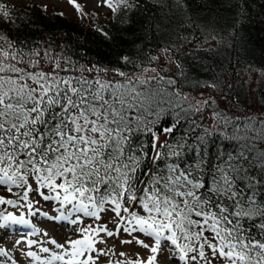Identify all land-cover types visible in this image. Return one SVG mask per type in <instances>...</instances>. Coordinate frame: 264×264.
<instances>
[{"label": "snow or ice", "instance_id": "1", "mask_svg": "<svg viewBox=\"0 0 264 264\" xmlns=\"http://www.w3.org/2000/svg\"><path fill=\"white\" fill-rule=\"evenodd\" d=\"M138 4L103 0L101 6L123 16ZM259 6L264 10V2ZM233 7L237 19L243 18L248 0H237ZM22 15H27L22 6L0 0V23H16ZM97 31L110 38L103 28ZM25 46L0 36V190L16 197L0 196L5 206L0 242L22 234L13 243L15 255L0 248V264H21V256L31 264H96L101 256H115L114 250L96 247L104 242L101 233H123L122 244L150 253L142 258L139 252L129 257L122 251L125 259L109 264H158L161 255L170 264H264V151L253 147L264 139V121L253 115L264 114V107L233 116L225 110L238 102L231 97L224 108H218V97L205 98L202 107L189 102L177 88L179 62L170 74L151 77L116 69L122 79L113 80L101 76L108 70L91 61L85 73L70 60L62 67L47 50L25 52ZM26 57L27 67H19ZM41 59L54 61L50 71L39 70ZM157 59L147 58L149 64ZM121 60L137 67L128 56ZM170 62L144 71L163 72ZM205 109H212L216 132L196 130L192 117L202 118ZM166 111L175 119L165 126ZM182 116L188 127L173 137ZM250 131L257 135L248 136ZM41 201L51 212L37 207ZM108 212L115 232L106 224L81 226L83 218L95 222ZM34 220L51 222L54 231L71 228L67 235L76 238L45 239L48 232Z\"/></svg>", "mask_w": 264, "mask_h": 264}, {"label": "trees", "instance_id": "2", "mask_svg": "<svg viewBox=\"0 0 264 264\" xmlns=\"http://www.w3.org/2000/svg\"><path fill=\"white\" fill-rule=\"evenodd\" d=\"M11 2L22 6V11L27 15H22L16 23H0V36L16 45L25 42V52L38 47L43 55L47 50L53 57L61 59L62 67L64 60H70L77 69L83 66L85 73L88 61H91L108 70L106 74L101 72V76L121 80L114 70L136 75L145 68L158 65L157 60L149 64V56L157 57L171 46L176 49L175 54H167L174 64L167 66L157 76L170 74L179 62L182 68L177 72L176 78L180 81L177 88L186 97L187 94H195L201 88L215 83L218 85L215 97L224 100L231 97L238 101L231 106L229 114L233 116L236 112L243 116L246 111L252 112L264 107V84L257 89L256 98L252 101L239 81L240 72L245 67L257 69L264 74V10L259 6L264 0H248L249 7L240 19H237L233 7L237 0H139L138 6L127 15H113L109 11L104 17H89L80 12L72 16L49 7L43 10L45 5L35 0ZM25 5L29 7H23ZM131 19L136 23L130 24ZM98 28L106 30L110 38L103 36L97 31ZM212 34L221 39H205ZM122 56H128L137 67L124 63ZM53 65L54 61L41 59L39 69L51 70ZM18 66L26 68L27 57L25 63ZM27 70L35 71L31 68ZM75 74L79 75V72ZM187 100L195 103L188 97ZM218 108H221L220 105ZM205 111L212 114V109ZM259 113L255 111L253 119L264 121ZM192 118L199 125L197 131L202 128L211 132L218 130L217 126L211 128L204 124L203 118ZM171 119L175 117L166 111L161 123L166 126ZM187 127L182 116L179 131L172 136L182 134ZM157 135L161 141L164 139L163 134L158 132ZM247 135L254 137L257 133L250 131ZM253 147L257 152L264 151V139L258 140Z\"/></svg>", "mask_w": 264, "mask_h": 264}, {"label": "rangeland", "instance_id": "3", "mask_svg": "<svg viewBox=\"0 0 264 264\" xmlns=\"http://www.w3.org/2000/svg\"><path fill=\"white\" fill-rule=\"evenodd\" d=\"M18 3H25L30 0H14ZM38 1L41 4L46 5L49 8H54L58 10H62L63 12L76 16V13L78 12L75 4L80 5V13L88 15L89 17L91 16H98V17H104L110 10L105 7L101 6L103 4V0H75V3H70L69 0H35ZM158 59H157V64L152 67H157L159 68L160 63H165L169 60L170 56L166 54L164 51L158 54ZM3 57L0 55V61H2ZM174 63L171 60L170 63H167V66H172ZM150 68V67H149ZM37 70V69H35ZM40 70V69H39ZM44 71H50L49 69L45 68L43 69ZM158 75L160 72H155L153 71H147L145 72L144 69L137 73L135 76L141 77V76H146L150 77L153 75ZM239 81L243 84L244 89L247 90V95L250 98V100H254L256 98V92L257 89L264 84V74L261 73L259 70L254 69V68H248L245 67L242 69V72H240L239 75ZM209 96L215 97V89L213 87H204L198 90L195 94H187V97L190 100H193L195 103L200 102L201 107L203 106V100L205 98H208ZM224 98L219 97L218 99V105H220L221 108L225 107ZM228 112L232 111V108L230 109H225ZM211 111V110H210ZM206 112V113H205ZM203 112V123L206 124L207 126H210L211 128H216L217 123L216 120L213 118L211 112L205 111ZM239 112H236L234 114H238ZM261 117H264V114L259 113ZM163 136V135H162ZM8 192L4 190H0V196L7 197ZM4 207L3 211H4ZM37 207L41 208L42 211H49L51 212V209L43 202L41 201L40 205H37ZM13 211H18V210H13ZM113 214L111 212L108 213H101V220L99 221H93L91 218H83V224L81 225L82 227H88L91 225L92 227H96L97 224H106L107 228L113 232L116 231L115 227V222L112 219ZM40 220H43L44 218L40 217ZM34 223L36 221L34 220ZM51 222H43V223H36V226L41 229V231H47L48 232V237H45V239L48 238H55L57 242L59 243H64L66 238H76L74 235L73 236H68L67 233H70L72 231L71 228L67 230H59V231H54L52 227L50 226ZM103 237V243H98L96 247L98 249H103L106 252H111L114 250L115 256L113 255H106V256H101L96 260V264H107L111 259H117V260H123L125 258L120 257L119 253L120 252H126L129 257L135 256L137 252L141 254L142 258H146L147 255L150 253L147 250H144L140 248L137 245H125L122 244L121 241L123 239H127L126 235L121 233L119 236H113V237H107L104 233L100 234ZM22 234L19 233H13L9 236L2 237L3 242H0V248H5L6 250L12 252L14 255L16 253V249L13 248V243L15 240L21 239ZM33 239H38V237H33ZM147 243H152V241L146 240ZM45 246H50V245H45ZM25 249V251L29 250L27 248L26 244L21 245ZM35 250V249H32ZM207 251V250H206ZM210 254V253H209ZM21 264H31L30 258L23 257L21 256L20 258ZM158 264H170L169 261L165 259L164 256H158L157 257Z\"/></svg>", "mask_w": 264, "mask_h": 264}]
</instances>
